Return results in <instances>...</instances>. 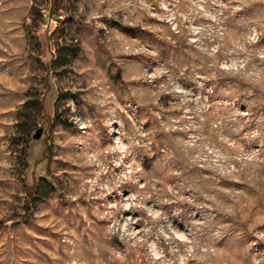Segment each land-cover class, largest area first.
Here are the masks:
<instances>
[{
	"label": "rangeland",
	"instance_id": "1",
	"mask_svg": "<svg viewBox=\"0 0 264 264\" xmlns=\"http://www.w3.org/2000/svg\"><path fill=\"white\" fill-rule=\"evenodd\" d=\"M0 264H264V0H0Z\"/></svg>",
	"mask_w": 264,
	"mask_h": 264
},
{
	"label": "water",
	"instance_id": "2",
	"mask_svg": "<svg viewBox=\"0 0 264 264\" xmlns=\"http://www.w3.org/2000/svg\"><path fill=\"white\" fill-rule=\"evenodd\" d=\"M41 133H42V128H38L36 129L35 133L33 134L32 138L37 140L40 138L41 136Z\"/></svg>",
	"mask_w": 264,
	"mask_h": 264
},
{
	"label": "trees",
	"instance_id": "3",
	"mask_svg": "<svg viewBox=\"0 0 264 264\" xmlns=\"http://www.w3.org/2000/svg\"><path fill=\"white\" fill-rule=\"evenodd\" d=\"M37 184L35 185V188H36Z\"/></svg>",
	"mask_w": 264,
	"mask_h": 264
}]
</instances>
